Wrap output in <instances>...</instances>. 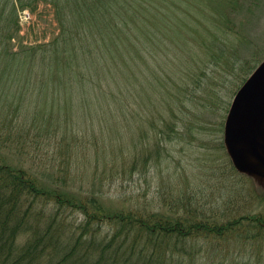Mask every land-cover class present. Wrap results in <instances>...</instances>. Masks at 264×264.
I'll list each match as a JSON object with an SVG mask.
<instances>
[{"label":"trees","instance_id":"obj_1","mask_svg":"<svg viewBox=\"0 0 264 264\" xmlns=\"http://www.w3.org/2000/svg\"><path fill=\"white\" fill-rule=\"evenodd\" d=\"M43 1L52 4L51 31L57 35L39 44L45 36L39 32L29 37L28 30L40 26L39 6ZM192 2L0 0V143L16 140L19 144L23 140L28 145L62 131L61 138L65 140L69 129L58 122L72 123L75 108H81L93 112L92 126H100L109 111L105 119L109 127L100 126L99 130L111 146L116 136L121 137L119 130L110 125L113 112L123 111L129 103L137 104L139 100L141 106L153 105L157 109L152 120L156 127L153 143L147 142L142 149L144 166L150 160H162L166 151L163 140L171 138L175 128L173 94L170 99L164 97L168 92L164 76L170 66L163 73L151 67L154 64L165 70L176 64L170 69L185 70L186 78L195 79L193 82L201 77V67L196 69L201 70L199 73H187L193 66H186V35L178 30L188 26L181 15L194 8ZM224 2L233 4V0ZM25 8L31 20L22 30L18 12ZM222 11L212 18L204 14L205 23L220 30L219 26L226 22ZM217 31L210 30L208 37L200 41L194 39L212 61L218 57L211 53L219 47ZM140 62L145 64L143 68ZM178 85L190 89L183 81ZM55 92L58 101L54 100ZM166 107H170L169 118L163 116ZM133 120L134 116L129 118ZM16 124L25 135L14 129ZM67 148L69 151L62 150L67 155L65 166L61 165L59 176L51 179L29 175L19 165L6 162L0 153V264H193L195 256L190 253L201 249L195 240L200 234L207 239L226 238L234 248L247 249L254 238L264 246V217L257 214L218 223L215 214L206 215L202 207L194 206L190 214L176 210L172 216L160 211L114 209L95 193L78 195L71 189L74 158L73 150ZM228 164L238 177H245L232 162ZM253 193L254 199L264 201L263 191L260 195ZM183 196L180 199L188 201L183 206L192 205L193 196ZM174 199L179 200L169 197L166 203L169 211L180 207ZM78 209L83 218L73 225L69 216ZM105 221L110 230L115 226L111 235L102 233Z\"/></svg>","mask_w":264,"mask_h":264},{"label":"rangeland","instance_id":"obj_2","mask_svg":"<svg viewBox=\"0 0 264 264\" xmlns=\"http://www.w3.org/2000/svg\"><path fill=\"white\" fill-rule=\"evenodd\" d=\"M191 1L194 8H188L189 13L181 15L188 26L185 28L182 25L178 30L186 35V66H193L187 73H199L202 70L201 77L197 82H193L195 79L192 81L186 78L185 70L170 69L175 68L176 64L168 65L163 70L151 62V69L156 68L161 73L170 66L166 72L167 76H164L168 89L164 97L170 99L173 94L174 101L171 107L175 111V128L171 138L163 140L166 151L162 160L156 163L150 160L148 165L144 166L142 149L147 142L153 143L156 127L152 125V120L156 117L157 109L153 105L141 106L137 100V104L131 102L123 111L113 112L110 125L119 130L121 137L118 139L116 136L111 146L108 137L103 136L99 130L100 126L109 127L105 121L109 111L100 126H92L90 120L94 118L93 112L75 108L72 123L58 122L59 126L69 129L65 140L61 138L62 131L58 136H42L28 145L21 139H18L21 140L19 144H16V140L10 144L0 143V153L5 157V161L19 165L34 177L51 179L53 176H59L61 165L65 166L67 155L62 150L69 147L73 150L74 158V184L71 186L73 192L79 193L78 195L95 193L111 208L134 209L138 212L160 211L175 216L173 212H177L176 210L181 214H190V209L196 206L202 207L206 215L215 214L218 223L239 215L257 214L264 217V201L252 196H255L254 191L259 195L264 192V166L253 156L246 139L229 141L235 147L241 166L255 169L259 173L258 176L252 177L243 174L245 177L241 178L239 175V180L230 170L228 162L231 160L223 145L225 121L234 96L264 60V0H233L232 5L227 4L229 7L223 4L226 3L225 0ZM39 7L42 14L38 15L40 26L30 28L28 35L34 38L41 32L40 35L45 36L46 41H40L39 44H44L53 40L57 33L51 31L52 4L43 1ZM37 8L38 5L34 10ZM222 9L226 22L220 23L222 26H219L220 30L217 31L214 26L205 23L204 14L212 18L214 13L217 14ZM29 20L28 14L22 15L21 22L24 26ZM193 22L197 24L194 25ZM43 27L47 29L43 30ZM212 29L217 31L216 45L219 46L211 51L218 54L214 61L208 53L203 54L202 48L199 47L201 44L194 42V39L200 41L201 38L208 37ZM26 37L24 35V38ZM49 37L51 39H48ZM140 61L143 62L142 59ZM141 62L143 68L145 64ZM199 67L201 70L196 71ZM178 81H183L184 86L190 89L179 86ZM54 100L58 101L57 96ZM243 103L235 124L251 123L256 128L259 144L264 149V116L261 120H247V101ZM170 113V107H166L163 116L169 118ZM132 116L134 120L130 122L129 118ZM16 125L14 129L25 135L19 124ZM133 157L136 162L134 167ZM190 194L194 201L190 203L192 205L187 204L184 207L188 201L180 199V196L187 197ZM169 197L179 198L174 201L180 207L169 211L166 205ZM82 218L83 215L78 209L72 211L69 221L77 225ZM114 228L112 225L110 230L109 223L105 221L102 224V233L109 232L111 235ZM204 236H195L201 249L197 252L194 249L190 253L195 256L193 264H264V246L260 241L257 242V238L252 239L254 242L244 249L229 246L230 241L226 238H213L209 235L212 238L207 239L208 237Z\"/></svg>","mask_w":264,"mask_h":264},{"label":"water","instance_id":"obj_3","mask_svg":"<svg viewBox=\"0 0 264 264\" xmlns=\"http://www.w3.org/2000/svg\"><path fill=\"white\" fill-rule=\"evenodd\" d=\"M245 101H247L245 118L249 121L261 120L264 116V60L253 70L236 92L224 127V143L235 168L249 176H258L259 173L255 169L241 166L235 147L232 142H229L246 139L251 153L264 166V149L259 144L256 128L249 122L242 125L235 124Z\"/></svg>","mask_w":264,"mask_h":264}]
</instances>
